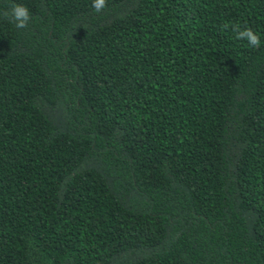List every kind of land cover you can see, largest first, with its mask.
Returning a JSON list of instances; mask_svg holds the SVG:
<instances>
[{
    "label": "trees",
    "instance_id": "1",
    "mask_svg": "<svg viewBox=\"0 0 264 264\" xmlns=\"http://www.w3.org/2000/svg\"><path fill=\"white\" fill-rule=\"evenodd\" d=\"M92 3L0 0V264H264V0Z\"/></svg>",
    "mask_w": 264,
    "mask_h": 264
},
{
    "label": "clouds",
    "instance_id": "2",
    "mask_svg": "<svg viewBox=\"0 0 264 264\" xmlns=\"http://www.w3.org/2000/svg\"><path fill=\"white\" fill-rule=\"evenodd\" d=\"M106 6L107 0H93L92 8L97 13L101 12ZM3 15L19 29L26 28L31 19L29 9L22 4H12ZM225 27H227V25H225ZM232 27L236 39L246 40L252 47H258L260 45V37L251 27H244L242 29L238 24Z\"/></svg>",
    "mask_w": 264,
    "mask_h": 264
}]
</instances>
